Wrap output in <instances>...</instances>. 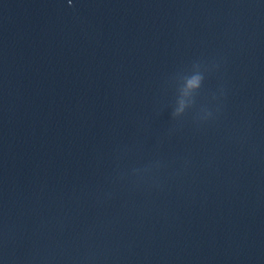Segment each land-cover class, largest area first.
I'll list each match as a JSON object with an SVG mask.
<instances>
[{"label":"water","instance_id":"1","mask_svg":"<svg viewBox=\"0 0 264 264\" xmlns=\"http://www.w3.org/2000/svg\"><path fill=\"white\" fill-rule=\"evenodd\" d=\"M0 264H264V0H0Z\"/></svg>","mask_w":264,"mask_h":264}]
</instances>
